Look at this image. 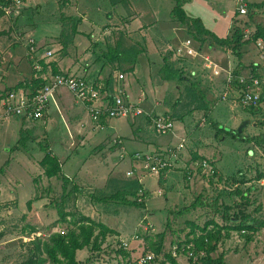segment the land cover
Returning a JSON list of instances; mask_svg holds the SVG:
<instances>
[{
    "label": "rangeland",
    "instance_id": "obj_1",
    "mask_svg": "<svg viewBox=\"0 0 264 264\" xmlns=\"http://www.w3.org/2000/svg\"><path fill=\"white\" fill-rule=\"evenodd\" d=\"M112 1L22 0L0 18V30L15 29L12 25L16 14L20 26V33L0 35V59L5 58L3 65H0L10 70L9 63H15L14 55L11 56V47L16 44L14 40L19 44L17 55L27 63L30 59L28 54L45 56L46 50L52 49L51 59H57L59 55L67 57L62 54L69 50L75 57L79 48L82 51L80 54L90 51L88 58L94 61L96 57H102V52L106 50L104 48L121 39L123 47L138 51L132 66L123 62L110 64L115 73H124L119 83L127 99L133 98V103L153 113H170L174 117L175 127L171 132L158 133L150 122L144 121L143 116L128 120L135 122V128L141 122L147 123L146 131L162 143L170 141L175 131L180 132L176 142L180 135H186L184 149L166 171L167 174L160 172L153 175L147 170L140 171L138 165L131 161L134 153L147 150H133L135 145L128 138L132 130L125 124V118H114L123 123V147L114 143L113 140L119 135L115 132L110 136L106 130H101L96 136L86 138L84 133L74 129L72 116L70 121L66 120L70 125L68 130L65 125L67 114L63 112V115L53 105L49 115L46 113L40 120L24 121L22 118L21 127L8 130L5 140L0 138V152L4 147L10 150L4 148L6 154L0 158V184L3 179H9L5 173L19 152H23L24 157H36L34 153L42 151L44 155L42 147L48 148L62 162V170L61 175L53 177H47L43 172L33 173L35 178L31 185L35 195L28 199L31 191L27 174L13 169L16 174L11 175L15 178L10 177L9 180L14 188L11 190L13 197L5 192L3 195L6 198H3L0 189L1 200L11 199V203L0 205V264H32L29 258L35 246L33 242L38 238L47 240L52 232L75 227L81 215L104 224L110 230L106 232L103 242L114 236H129L138 222L148 220L153 231L143 233L140 228L137 230L143 236L146 247V237L155 238L156 234L164 232L162 247L157 254L166 257L170 253L177 264H192L185 243L191 224L200 228L209 221L221 226L232 224L221 217L224 205L231 207L228 214L238 209L253 213L259 206L258 212L253 214L264 217V150L254 139L257 136L264 139V124L261 122L264 104H260L254 112L240 106L236 87L232 83L231 87H227L225 79L226 72L232 73L238 67L241 74L251 71V64L259 61L256 44L251 41L240 47L242 63L238 66L236 54L229 48L214 45L211 37L200 44L187 32V26L179 25L171 29L172 23L177 25L170 15L174 0H129V5L120 2L113 4ZM182 7L188 16L201 18L204 27L220 37L230 34V25L235 18L246 19L245 25L241 26L243 31H252L257 23L264 24V11L248 10L247 15L251 14V18L237 15V0H182ZM157 8L163 14L162 21H158ZM165 20L167 23L163 22ZM138 21H142L143 26H134ZM78 33L83 36H78L80 40L76 44ZM30 37L36 39L33 53L28 50ZM187 37L195 40V45L200 47L195 57L175 51V47ZM206 58L218 65V75L205 67ZM82 64L85 65V62L82 61ZM1 66L0 73L3 71ZM163 66L177 71V76L164 78ZM72 75L81 77V74L74 72ZM11 77L12 73L10 80ZM227 89L228 94L223 98ZM141 92L147 97L143 104L138 103ZM67 95L73 97L71 92ZM196 95L202 96L199 99ZM61 99H65L63 95ZM13 119L18 118L0 112V120L8 123ZM246 119L249 122L241 134L246 141L220 133L214 127L231 131ZM55 120L58 125H53ZM136 120L139 121L136 123ZM61 131L65 134H61ZM104 134L106 137L101 139ZM170 146L167 144L162 149ZM194 154L205 158L216 169L219 177L216 181H209L199 170L187 176L186 169L196 167L192 158ZM38 170L41 171L39 167ZM138 172L143 176L136 180V186L124 185L127 180L137 179ZM64 175L68 176L66 183H63ZM162 177L166 181H159ZM139 188L146 193L144 207L124 204L113 198L125 193L131 199ZM241 191H245V197ZM59 203L64 207L65 222L59 219ZM249 234L251 237L247 239L246 235L235 230H222L217 249L210 255L214 257L222 252L223 264H264V229ZM90 253L89 247L77 250L78 263L84 264ZM42 257L45 260L41 264H52L44 253ZM155 264H158V260H155Z\"/></svg>",
    "mask_w": 264,
    "mask_h": 264
},
{
    "label": "built area",
    "instance_id": "obj_2",
    "mask_svg": "<svg viewBox=\"0 0 264 264\" xmlns=\"http://www.w3.org/2000/svg\"><path fill=\"white\" fill-rule=\"evenodd\" d=\"M21 1L12 0L11 5L2 7V9L4 12H10L12 7L17 6V3H21ZM237 2L239 15H247V4L249 2L247 0H237ZM253 31H244L243 38L249 39ZM35 40L33 37L28 39L30 53L35 51ZM195 42L192 38L187 37L180 45L175 47V51L184 56L195 57L200 50V47H197ZM253 43L257 46L259 56V61L254 63L259 68L255 74L248 72L239 74L237 77V81L240 84L237 89V102L245 108H259L260 104H264V43L260 39ZM33 54L31 55L33 61L31 77L34 79L41 78L43 83L35 90H30L27 87H18L0 92V112L26 120H40L45 116L49 104L54 102V93L60 88H64L71 92L73 97L84 106L92 122L99 123L102 119L114 118L138 119L143 116L144 121L150 122L158 133L173 131L175 120L170 113H153L145 110L143 106L133 103V98L132 100L127 99L128 96L123 92V88L119 83V80L124 78L123 72L115 73L114 82L109 87L103 79L95 81L85 80L82 76L76 77L72 73H65L60 70V73H54L51 65L54 61V58L51 59L53 51L50 49L46 50L45 56L35 57ZM40 60L45 63V69L39 63ZM216 66H218L216 63L208 61V58H206L205 67L211 70L214 75L219 74ZM231 79L232 73L229 72L226 76L227 87H231ZM226 94H228V89L222 97L224 98ZM146 100L145 93L141 92L138 96V103L143 104ZM262 122L264 124V114ZM113 141L115 144H119V147H123L121 139L115 138ZM185 141L186 135L182 134L175 146L141 153L136 152L131 161L138 165L140 171L145 170L146 172L147 170L153 175H158L160 172H166L174 164L178 154L184 149ZM193 162L196 167L191 166L190 169H186L188 177L196 174L197 170L203 175L214 172L212 165L206 159H196ZM131 174L133 175V170ZM139 179L140 177L137 178V180ZM135 199L138 202L145 201V191L139 188ZM138 228L143 233L153 231V227L148 220H141L129 236H114L107 238L106 242L102 241L100 249L93 252L91 262H88V264H155V260H166L165 264H170V261L165 259V257L144 251V238L137 231ZM133 243L136 244L132 247ZM192 246L191 242L186 245V250H189V260L192 264H201L202 258L206 256L205 252L202 250L195 251L191 249L193 248ZM135 252L137 253L135 254ZM173 252L175 255V250Z\"/></svg>",
    "mask_w": 264,
    "mask_h": 264
},
{
    "label": "trees",
    "instance_id": "obj_3",
    "mask_svg": "<svg viewBox=\"0 0 264 264\" xmlns=\"http://www.w3.org/2000/svg\"><path fill=\"white\" fill-rule=\"evenodd\" d=\"M175 5L170 10V15L179 25L187 26V32L192 36L193 39L199 41L200 44H203L207 37H211L213 39V43L216 46L222 48H229L231 49L239 59L238 66L241 65V52L240 47L245 45L246 43L256 42L259 39L264 43V24L257 23L255 25V29H253V33L249 36V39H244V31L241 28L242 24L246 22L245 18L241 19H234L230 25V34L220 37L214 32L208 30L204 27L202 23V19L199 17H190L186 14L182 7V0H174ZM12 0H0V18L5 15L4 10L2 7L11 5ZM247 10L249 11H264V0H260L259 2H250L247 4ZM237 15L239 12L237 11ZM251 18V14L247 15ZM18 14H16L13 18V27L15 29H8L0 30V35L9 34L10 32L20 33L19 31V23L16 21ZM245 19V20H244ZM248 19V18H247ZM245 25V24H244ZM75 28V24L72 25ZM189 26V28H188ZM65 38V37H64ZM17 39H19L17 37ZM16 39V40H17ZM118 43L115 44L114 47L108 46L106 50L102 52V57H105V60L111 62V64L115 65V63L120 64L129 63L131 66L135 63V59L137 57L138 51L134 50L132 47H123L121 39L117 41ZM14 46L17 45V42L14 40ZM19 45V44H18ZM211 45V44H210ZM29 50V48H28ZM30 53V51H29ZM39 63L44 66L45 63L40 60ZM33 66V61L30 59V65ZM53 72L60 73L56 63H51ZM258 65L255 63L251 64V71L250 73L255 74L258 69ZM162 71L164 72L162 75L166 79H173L177 76V71L168 68V66H163ZM241 74L240 67L235 68L232 71V79L231 83L233 87L238 89L240 84L237 81L238 75ZM31 82V84H29ZM114 82L111 73L105 80V83L110 87ZM43 83V79L38 78L34 79H26L24 81H19L13 87H6L3 91H9L13 88L18 87H27L30 90H35ZM199 99L202 95H196ZM193 99H196L195 97ZM249 111L254 112L256 108L253 107H246ZM262 122V121H261ZM263 123V122H262ZM217 128L218 132H223L230 135L234 139H239L246 141L244 136H241L244 127L241 129L240 132H237V129H233L231 131L225 130L224 128ZM222 136V135H221ZM256 143L262 146L264 150V139L262 136L254 137ZM43 148L44 155L39 161L40 166L43 169V173L47 177H53L61 175L62 170V162L56 155L51 154L48 148ZM194 160L196 159H205L197 154H194L192 157ZM213 173L205 174L209 181H216L218 177L217 171L215 168ZM63 183L68 181L67 177L64 175L62 176ZM137 179H130L127 180L124 185L127 183L130 186H136ZM122 193V192H121ZM124 193V192H123ZM243 193V197H245V191H241ZM136 194V193H135ZM115 200H119L124 204H128L131 206H138L144 207V201L138 202L135 199V195L133 198L129 199L126 197V194H121L119 196L113 197ZM259 207V206H258ZM258 207L254 209V212H258ZM224 212L221 211L222 219L228 223H232L231 225H219L214 221H209L204 224L203 227H199L195 224H191V228L185 238V243L189 244L190 242L193 244V250L195 251H204L205 257L202 258L201 264H223L224 254L218 253L217 256H211L210 252L217 249V244L220 240L221 231L225 230L229 232V230H235L237 232L243 233L246 235L247 239H250V234L259 229H264V217H258L256 214L253 213H246V210L238 209L233 213L228 214L227 211L231 209L230 206H223ZM59 219L62 222L66 221V214L64 212V207L61 203H59ZM110 231L104 224L93 221L90 217L81 215L75 227H69L66 231H56L52 232L47 240L37 239L35 240V246L30 251V258L29 261L32 264H41L45 259L42 257L44 253L47 257L48 262L52 264H79L78 260L76 259V252L77 250H81L85 247H89L91 249V253L89 254L86 262L84 264H88L89 260L92 257V254L95 250H97L101 244V242L106 238V232ZM249 234V235H247ZM164 237V232H159L156 234L155 238L146 237L147 247L146 244L144 246L145 252H154L156 255L160 252L162 247V241ZM34 241V240H33ZM165 259L170 261V264H177L175 258L170 256V253H167ZM165 261H158V264H165Z\"/></svg>",
    "mask_w": 264,
    "mask_h": 264
},
{
    "label": "crops",
    "instance_id": "obj_4",
    "mask_svg": "<svg viewBox=\"0 0 264 264\" xmlns=\"http://www.w3.org/2000/svg\"><path fill=\"white\" fill-rule=\"evenodd\" d=\"M117 2H120V4L128 3V5L131 3L129 0H114V1H112L113 4H116ZM248 2L250 3V1H248ZM156 13H157L158 21H162L161 20V16L163 15L162 12L157 8ZM134 17H135V19L138 20V16L135 15ZM163 22L167 23L166 20ZM171 23H172V21H171ZM135 25L143 26V22L138 21V24L134 23V26ZM178 26H179L178 23H177V25H174V23H172L171 29H174ZM159 28L162 29L163 27H159ZM81 35H82V33L76 34V37H75L76 44L80 40V38H78V36L79 37L83 36V35L82 36ZM115 44L112 45V47H114ZM18 48H19V45L11 47V56L14 55L13 58L15 59V63L14 62L9 63L10 64V67H9L10 70H8V69L5 70V68H3L0 65L3 69V71L0 73L1 74L0 75V91H3L6 87H13L19 81H24V80L29 79L31 77V70H32V65H30L31 55L28 54V56H30V59H28L29 61H27V63H24L22 61V59L16 53L18 51L17 50ZM78 48L75 47V49H78ZM80 49L81 48L78 49L79 53L75 57L72 56L68 50V52H65L62 54V55H66L67 57L63 58L62 56L59 55L57 57V59L54 58L53 62L56 63V65L60 71L65 72V73L74 72L77 74H81V76L85 80L95 81L98 79H103L105 81L110 73H111L113 80H114L115 72L111 69V65H110L111 62L106 61L105 57H100L101 59L99 57H96L95 60H97V61H95V60L92 61V59L88 58L89 54H87L90 51L86 50V53L80 54L82 52ZM104 49H107V47ZM50 50H52V49H50ZM4 59L5 58H3V60L0 59V63L2 65L4 63ZM82 61L85 62V65L82 64ZM105 61L108 64L105 63ZM13 63H14V66H13ZM101 66H102V68H101ZM4 67H6V66H4ZM29 67H30V70H29ZM233 67H235V66H233ZM28 72L30 74H28ZM10 73H12L11 80L9 79ZM226 76H227V72L225 74V79H226ZM1 78H3L2 82H1ZM3 80H4V82H3ZM56 92L54 93V102H51L49 104V107L46 111L47 116L49 115L50 110H51L52 105H53L54 108L57 109L58 111L60 110L62 112V114H63V112L67 114L65 116V118H66L65 119V125H66V128L68 130H70V125L67 123V121H70V118L72 116L74 129H76L78 132L84 133L86 135V138L87 137H93L94 135L96 136L99 133V131H101V130H106L107 135H110L112 132L118 133L119 135H117L116 138H119V139H121L123 137V136H121V133L123 132V126H122L123 123L120 120H118V119H102L99 123H94L90 120L89 116L88 117L86 116L87 112L85 113L86 110H85L84 106L82 104H80L79 102H77L71 95L70 96L67 95V93H69V92H67V90L62 88V89L57 90ZM61 95H63L66 100L61 99ZM155 106H158V105L155 104ZM16 118H18V119H13L12 122H8V123L4 120H0V123H1L0 124V130L4 129L2 132L0 131V138L5 140L4 136L8 132V130L14 129L16 127H21L20 122L23 121V119L19 118V117H16ZM88 118H89V120H88ZM24 121H26V119ZM138 121L139 120H136V123ZM86 124L88 125V127H85ZM125 124L128 125L129 128L132 130V132L128 138H129L130 142L135 145V148L133 150L144 149V150L149 151V150H153V149H162V147L167 145V144H171V146H175L177 143L176 137H177V135L179 136V134H180V132L175 131V134H173V138L170 141L167 140L166 143H162L159 139L157 140V138L155 136L150 135L146 131V128H147L146 124L147 123L145 124V122H141L140 125L135 128V125H134L135 122H132V121L127 119ZM53 125H58L56 123V120L53 123ZM148 125H150V124H148ZM94 132H95V134H94ZM61 134H65L64 131L63 132L61 131ZM104 137H106L105 134L103 135V138L101 137V139H104ZM83 141H84V139L81 142L83 143ZM4 148L6 150L10 151L8 149V147H4ZM4 148L0 152V158L6 154L4 152ZM133 150H131V151H133ZM16 153L17 152H15V154ZM17 154H19V155L15 156V161L11 162L8 165V170L5 173V174H7L9 179L8 180L3 179L2 183L0 184V189H2V195L5 192H7L9 197H13L11 195V190L14 188L10 186L11 183L9 182V180H10V177L15 178L14 176L11 175L12 173L16 174L13 169L14 168L19 169L21 171H24L27 174V177L29 178L31 194L28 196L29 197L28 199H30V197L35 195V190L33 189V186L31 185V183L33 182V179L35 178V175L33 173L40 174L43 172L42 167L39 165V161L43 157V153H42V151H41V153H38V152L34 153V155L36 157H33L31 155H28V157H24V156H22L23 152H19ZM37 155H39L38 158H37ZM35 164L37 165V167ZM38 167L41 169V171L38 170ZM165 173L167 174V172H165ZM166 174H164L163 176L166 177ZM136 176L141 178L143 175L140 176V174L138 172L136 174ZM133 177L135 178V176H133ZM67 178H68V176H67ZM163 178L164 177L159 178V181H161V182L166 181V180H162ZM2 197L6 198V196H4V195ZM7 202L11 203V199L1 200V197H0V205L6 204ZM28 202L31 203V201H28ZM134 228H135V226H134ZM112 229H114V228H112ZM115 229H117V228H115ZM132 232H133V230H132ZM16 238H14V240Z\"/></svg>",
    "mask_w": 264,
    "mask_h": 264
},
{
    "label": "water",
    "instance_id": "obj_5",
    "mask_svg": "<svg viewBox=\"0 0 264 264\" xmlns=\"http://www.w3.org/2000/svg\"><path fill=\"white\" fill-rule=\"evenodd\" d=\"M249 122V119H246L244 121H242L239 126L237 127V132H240L241 129Z\"/></svg>",
    "mask_w": 264,
    "mask_h": 264
}]
</instances>
